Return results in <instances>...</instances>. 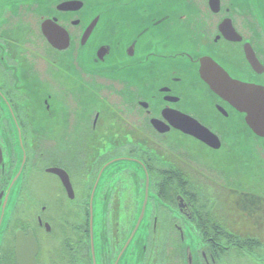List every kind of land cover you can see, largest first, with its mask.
I'll return each instance as SVG.
<instances>
[{
	"label": "flooded vegetation",
	"instance_id": "af4514ba",
	"mask_svg": "<svg viewBox=\"0 0 264 264\" xmlns=\"http://www.w3.org/2000/svg\"><path fill=\"white\" fill-rule=\"evenodd\" d=\"M53 53L77 99L55 88ZM224 76L259 94L238 97ZM97 90L107 102L86 119L78 101ZM116 116L148 142L192 147L177 170L138 147L89 148ZM193 121L218 148L180 129ZM250 121L264 135V0H0V264H264V172L226 166L251 153L234 127L264 160Z\"/></svg>",
	"mask_w": 264,
	"mask_h": 264
},
{
	"label": "rangeland",
	"instance_id": "374dc122",
	"mask_svg": "<svg viewBox=\"0 0 264 264\" xmlns=\"http://www.w3.org/2000/svg\"><path fill=\"white\" fill-rule=\"evenodd\" d=\"M52 57H53L52 60L55 62L53 63V67H52V73L54 76V85L56 86L55 88L60 91L62 90L65 93H67L68 96L70 95L74 99H77L78 95H81L80 84L77 80L78 78L75 75V70L73 69L72 64L69 63V61H67L66 63L58 65V62H57L58 58L56 57L54 53ZM33 83H34L35 88L42 90L44 93L46 92V87L41 86L38 83V81H35ZM84 96L85 97L81 96L78 102L84 104L86 119H87L88 114L92 115V112L95 109H97L96 107L104 108L105 107L103 105L104 101L107 102L105 100L107 98V94L104 92H99L98 90L91 94L89 92H85ZM106 111H111V108L109 110L105 109V112ZM114 125H115V122H107L106 125L101 129L100 133L98 134L97 140L91 141L88 144V147L90 148L92 146L91 149L95 148L97 149L98 152H102V153H105L109 150L114 151L116 148H121L125 146L133 147V148L138 147L136 149H139V151L140 149L147 151L149 153V157L151 158L150 161H155V162L157 161L160 168H164L168 170L169 169L177 170V168L174 165L175 163L174 158H177L180 161L178 156L180 158L181 156H185L184 152H182L181 154V151L188 150L186 148L191 146L189 142L180 143L177 140L176 141L171 140L170 142L164 143L162 145H157V144L148 142L142 139L141 137H139L136 133H132L131 131H129L125 127L123 121L119 119V117H117L116 126ZM234 133L238 134L237 137H240L244 140L243 141L241 139L242 142H244L243 144L247 143L246 146L251 150L250 151L251 153L249 154L241 153L243 154V157L239 159L237 158L238 154H234L232 157H229L226 163V166L228 167V169H233V168L236 169L237 167H240L239 166L240 164H243V167L245 168V170L258 171L259 174L260 172L263 173L264 172V160L257 157L255 147L253 145L254 142H253L251 135L245 129L243 131H239L238 127L237 128L234 127ZM238 142H241V141H238ZM178 145H180L181 149L177 148ZM239 151L241 152V149H238L236 152L239 153ZM253 151H254V154H253ZM69 152L70 153L68 154V156L70 157L72 155L75 156L77 153L76 150H71V149L69 150ZM204 154L209 156V153L206 151ZM210 157H214V159L217 162L221 161V159H217L220 157H216L214 155H211ZM94 163H95V160L91 161L90 169H92ZM87 178L88 177H85V183H86ZM27 179L28 181L30 180V184H33L32 181L34 179V174L30 173ZM35 182L37 181H34V183ZM39 182H42L43 184V179L39 178ZM46 183L50 184L49 186L50 192L48 194L51 195L52 193L55 192L53 190V187L54 188H57V187H55V184L50 182V180H46ZM32 186L31 188L29 186L27 188L28 190L34 192L37 189L38 184L35 183L34 186L33 187Z\"/></svg>",
	"mask_w": 264,
	"mask_h": 264
},
{
	"label": "water",
	"instance_id": "95a60500",
	"mask_svg": "<svg viewBox=\"0 0 264 264\" xmlns=\"http://www.w3.org/2000/svg\"><path fill=\"white\" fill-rule=\"evenodd\" d=\"M78 5V6H77ZM77 6V7H76ZM82 6L81 3L79 2H69V3H65L63 4L60 8H62L63 10H68V9H72L74 7V9H80ZM95 24L93 23V25L91 26V29L93 28ZM51 32H52V37H51ZM56 32L58 33V29L55 27L50 28L46 34L48 37H50V41L52 42L53 46L63 50L66 49L68 44L66 45H60L59 44V38L56 36ZM65 42H68L67 39L64 40ZM58 42V43H57ZM225 80H227L230 84L228 85L229 87L235 89L237 92H235V94H238V97L244 96L246 98L250 97V98H254L252 96L258 95L259 91H258V86L255 85H250V84H245L239 81H235L232 80L231 78H227V76H224ZM211 86V88L218 94V95H223L221 89L219 87H214L213 83H210L209 79H205ZM235 107L238 106L237 101H231ZM248 109L246 108L245 111H247ZM191 121V120H190ZM188 123V124H187ZM250 127L254 130L255 133H258L259 135H263V133L261 132V130H263V127H258L255 124L253 125V122L250 121ZM180 129L185 132L188 135H191L199 140H201L202 142L214 147V148H218L219 145H215L213 143V141L211 140V138L213 135L210 134V132H208V130H206L204 127L200 126L198 123L196 122H185L181 124ZM264 136V135H263ZM214 137V136H213ZM211 140V141H210ZM115 162L117 161H113L111 163H109L107 166H111L113 165ZM53 173L58 174V176L62 179V181L64 182V184L66 186H68L69 184V179L68 176L66 175L65 172H63L62 170L59 169H51L50 170ZM17 179L14 181L13 187L12 189L17 185Z\"/></svg>",
	"mask_w": 264,
	"mask_h": 264
}]
</instances>
